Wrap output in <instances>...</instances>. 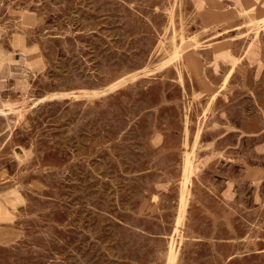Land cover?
<instances>
[{"label":"rangeland","instance_id":"obj_1","mask_svg":"<svg viewBox=\"0 0 264 264\" xmlns=\"http://www.w3.org/2000/svg\"><path fill=\"white\" fill-rule=\"evenodd\" d=\"M0 108V264H264V0H0Z\"/></svg>","mask_w":264,"mask_h":264},{"label":"bare ground","instance_id":"obj_2","mask_svg":"<svg viewBox=\"0 0 264 264\" xmlns=\"http://www.w3.org/2000/svg\"><path fill=\"white\" fill-rule=\"evenodd\" d=\"M246 7V5L244 6ZM133 74L131 75H128V76H123L121 79H119L117 82L107 86L106 88L104 89H98V90H94V93L95 94H100V93H104V92H107L109 90H112V89H115L117 86L127 82V80L129 79H132L133 78ZM133 80V79H132ZM52 98V97H51ZM5 109L4 108H0V112H3ZM191 165V159L187 157V166H190ZM174 259H175V252L174 250L171 248L170 250V255H169V261L170 263L172 264L174 262Z\"/></svg>","mask_w":264,"mask_h":264}]
</instances>
